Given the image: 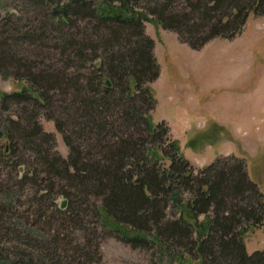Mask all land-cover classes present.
<instances>
[{"label": "trees", "instance_id": "obj_1", "mask_svg": "<svg viewBox=\"0 0 264 264\" xmlns=\"http://www.w3.org/2000/svg\"><path fill=\"white\" fill-rule=\"evenodd\" d=\"M26 1L63 34L56 46L63 67L40 70L16 57L8 36L14 16L1 20L0 72L9 71L29 88L0 94V107L18 105L30 125L22 128L17 115L7 118L0 128V145L5 142L0 157L9 164V154L15 157L22 141L43 167L44 178L24 174L17 184H45L46 192H36V211L19 214L13 190L0 188V234L11 236L14 244L12 260L3 263L98 262L100 236L95 227L87 228L89 216L133 249H180L198 264H264V250L248 254L244 242L249 229L264 225V194L250 180L244 161L218 158L196 173L164 124L153 122L156 100L149 84L159 69L154 42L145 33L151 21L198 51L214 39L240 35L251 14L264 16V0H184L180 11L173 8L180 0ZM29 33L22 37L32 39ZM39 111L63 136L67 159L48 147L53 137L37 122ZM73 127L77 132L69 130ZM53 196L66 201L61 211ZM175 201L178 218H168ZM6 214L18 223L6 220ZM71 229L83 234L81 244L74 242Z\"/></svg>", "mask_w": 264, "mask_h": 264}, {"label": "rangeland", "instance_id": "obj_2", "mask_svg": "<svg viewBox=\"0 0 264 264\" xmlns=\"http://www.w3.org/2000/svg\"><path fill=\"white\" fill-rule=\"evenodd\" d=\"M184 4L185 1L180 0L174 3L173 8L180 11L178 9H182ZM10 15L14 16L13 28L8 30L13 54L27 59L37 69L53 67L60 70L63 66L56 46L63 34L52 30L44 11L29 6L26 0H0V22ZM28 31H32L29 33L32 39L22 37ZM145 33L154 42L153 53L159 69L157 80L149 84L156 100L153 122L164 124L169 138L179 143L184 158L196 173L218 158L234 157L244 161L250 180L264 194V16L251 14L236 38L214 39L198 51L182 44L175 33L151 21L145 23ZM28 88L26 81L17 80L9 71L0 72V94L20 93ZM54 101L61 107L60 97H55ZM16 115L22 128L30 125L28 115L18 105L9 104L8 110L0 107V128L7 118L14 119ZM37 115L36 120L43 132L53 137V143L48 147L67 159L69 149L54 122L46 119L40 111ZM56 116L64 119V114L57 113ZM73 128L69 130L77 132L78 128ZM18 143L15 157L9 154L12 165L5 164L0 157V188L3 191L11 189L17 196L20 203L15 205L14 211L23 214L29 210L30 214L37 210L36 192L38 196L46 194L45 184L39 187L33 181L22 186L17 183L24 174L31 178L37 173L38 179L44 178L43 167L22 141ZM4 144L2 140L0 146ZM186 198L182 194L178 201L183 204ZM52 200L56 209L61 211L62 203L66 201L55 196ZM96 204L100 206V200H96ZM5 207L12 206L6 204ZM49 212L45 210V214ZM166 212L168 218H178L180 207L177 201L170 203ZM31 218L33 222L34 216ZM5 219L18 223L8 214ZM85 219L90 220L87 228L95 227L100 236L97 241L100 257L92 264H179L180 261L181 264H198L180 249L170 250L164 246L159 250L155 246L147 250L133 249L123 243L117 233L104 230L100 222L98 226L89 216ZM70 233L74 242H83L82 233L74 229ZM3 234H0V256L7 261L1 259L0 264L10 262L13 257V252L9 251L14 245L12 237H4ZM244 242L248 254L264 250V225L249 229Z\"/></svg>", "mask_w": 264, "mask_h": 264}, {"label": "water", "instance_id": "obj_3", "mask_svg": "<svg viewBox=\"0 0 264 264\" xmlns=\"http://www.w3.org/2000/svg\"><path fill=\"white\" fill-rule=\"evenodd\" d=\"M65 204H66V203H65V202H63V203H62V206H61V208H64V207H65Z\"/></svg>", "mask_w": 264, "mask_h": 264}, {"label": "crops", "instance_id": "obj_4", "mask_svg": "<svg viewBox=\"0 0 264 264\" xmlns=\"http://www.w3.org/2000/svg\"><path fill=\"white\" fill-rule=\"evenodd\" d=\"M255 126H259V127H260V125H259V124H255Z\"/></svg>", "mask_w": 264, "mask_h": 264}, {"label": "bare ground", "instance_id": "obj_5", "mask_svg": "<svg viewBox=\"0 0 264 264\" xmlns=\"http://www.w3.org/2000/svg\"><path fill=\"white\" fill-rule=\"evenodd\" d=\"M66 203V202H65ZM66 205V204H65Z\"/></svg>", "mask_w": 264, "mask_h": 264}]
</instances>
